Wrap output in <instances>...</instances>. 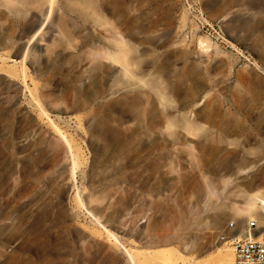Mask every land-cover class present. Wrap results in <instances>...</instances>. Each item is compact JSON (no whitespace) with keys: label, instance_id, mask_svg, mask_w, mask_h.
Returning a JSON list of instances; mask_svg holds the SVG:
<instances>
[{"label":"rangeland","instance_id":"obj_1","mask_svg":"<svg viewBox=\"0 0 264 264\" xmlns=\"http://www.w3.org/2000/svg\"><path fill=\"white\" fill-rule=\"evenodd\" d=\"M14 1L0 0V264H131L87 211L137 264L175 249L216 263L224 227L246 225L232 209L264 190V0ZM117 42L138 80L108 56Z\"/></svg>","mask_w":264,"mask_h":264},{"label":"bare ground","instance_id":"obj_2","mask_svg":"<svg viewBox=\"0 0 264 264\" xmlns=\"http://www.w3.org/2000/svg\"><path fill=\"white\" fill-rule=\"evenodd\" d=\"M9 3L15 2L14 0H5ZM38 1H44L49 2V0H37ZM206 44L202 42L204 46H207ZM116 51L114 53L109 54L110 58L118 63L122 67V76L125 77L127 80H138L136 75L130 70V62L128 60L127 51L128 49L122 44V43H115ZM128 82V81H127ZM140 82V81H139ZM147 84L161 99H165L163 96V91L161 89V85L150 79L146 82L144 81L143 84ZM183 127L185 130L190 131L194 124L190 123L187 119H183ZM59 135L62 139L65 140L66 144L70 146V143L66 140L65 136L59 131ZM78 168V163L75 159H73V172L72 177L75 181L76 179V170ZM254 169V166L249 167H243L238 170V173L246 174L249 171ZM77 199L79 200V204L81 207H84V204L81 202L79 195L77 194ZM243 207L241 208H234L232 209L234 211L235 216L238 218V220H241L246 223V225L243 227V229L239 230L233 239H244L247 236V232H250V238L254 239V236H257V239L262 238V234H264V190L257 189L253 192L246 193L244 197V203ZM86 210V208H85ZM87 211V210H86ZM87 213L94 219V221L104 230V232L111 238V240L126 254L128 261L131 264H137V254L134 252L135 250L126 247L118 238L115 236L112 232H110L107 228H105L104 225L101 224V222L89 211ZM256 220L258 222L257 228L248 231L247 225L253 221ZM221 217H217L215 221V225L218 226L221 224ZM256 231H259L257 234H254ZM150 255H155L152 253H149ZM163 257L166 256L165 253H162ZM217 262H206L205 264H232L233 262V256H232V247L231 246H223L221 248L217 249V252L215 254ZM160 262L162 264H203L200 262H194L190 258H186L179 250L175 249L171 251V259L168 258H161Z\"/></svg>","mask_w":264,"mask_h":264},{"label":"built area","instance_id":"obj_3","mask_svg":"<svg viewBox=\"0 0 264 264\" xmlns=\"http://www.w3.org/2000/svg\"><path fill=\"white\" fill-rule=\"evenodd\" d=\"M258 222L251 221L248 225V231L257 228ZM238 232L235 223L229 222L222 231V239L229 240ZM250 238V232L244 239L235 238L232 243V264H264V236L260 239Z\"/></svg>","mask_w":264,"mask_h":264},{"label":"crops","instance_id":"obj_4","mask_svg":"<svg viewBox=\"0 0 264 264\" xmlns=\"http://www.w3.org/2000/svg\"><path fill=\"white\" fill-rule=\"evenodd\" d=\"M262 236H264V234H262Z\"/></svg>","mask_w":264,"mask_h":264}]
</instances>
